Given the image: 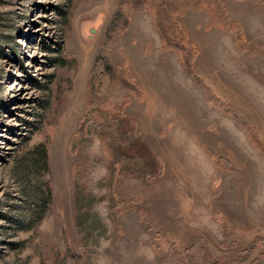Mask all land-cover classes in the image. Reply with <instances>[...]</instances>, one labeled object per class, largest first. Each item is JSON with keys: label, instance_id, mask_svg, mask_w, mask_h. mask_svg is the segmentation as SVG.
<instances>
[{"label": "rangeland", "instance_id": "1", "mask_svg": "<svg viewBox=\"0 0 264 264\" xmlns=\"http://www.w3.org/2000/svg\"><path fill=\"white\" fill-rule=\"evenodd\" d=\"M0 264H264V0H0Z\"/></svg>", "mask_w": 264, "mask_h": 264}, {"label": "trees", "instance_id": "2", "mask_svg": "<svg viewBox=\"0 0 264 264\" xmlns=\"http://www.w3.org/2000/svg\"><path fill=\"white\" fill-rule=\"evenodd\" d=\"M175 12L176 11L174 10V13ZM174 29H177V26H175V24H174ZM113 123H116V121H113ZM102 129H105L106 132H109L111 127L109 126V123H107L104 126H102ZM125 129L126 130H124V131L115 130V132L118 134V138H120V141L118 143L119 146H118L117 152H119V154H120L119 157L124 159V162L122 165L123 168H125L128 171L142 172L141 174H143V175L152 174V172L155 170V168L153 165L154 162H152L153 159H151V154H150L148 148L142 142H140L138 140V138L132 139L131 135L129 136L130 139H127L125 136L127 134H129V132H126V131H128L127 127H125ZM121 145H125L127 147L121 148ZM130 147H132V149H135L136 151H138L139 149L142 150L141 153H144L145 156H142L141 153L140 154L137 153L136 155L135 154L128 155L127 150ZM132 152H133V150H132ZM111 159H112V155H111ZM108 165H109V167H108L107 176H112L111 163L110 164L108 163ZM122 171L124 172V170H122ZM132 175L135 176L136 174H132ZM118 176H120V173H118ZM107 188L109 189V186H107ZM32 214L34 215V213H32ZM90 218H91V221L94 223V225H93V227L88 228V230H89L88 232L92 233L93 231H101V230L103 231L104 227L98 221V218L96 216H91Z\"/></svg>", "mask_w": 264, "mask_h": 264}, {"label": "crops", "instance_id": "3", "mask_svg": "<svg viewBox=\"0 0 264 264\" xmlns=\"http://www.w3.org/2000/svg\"><path fill=\"white\" fill-rule=\"evenodd\" d=\"M145 145H146V143H145ZM147 146V145H146ZM148 147V146H147Z\"/></svg>", "mask_w": 264, "mask_h": 264}]
</instances>
